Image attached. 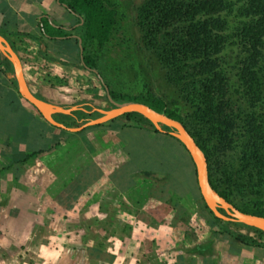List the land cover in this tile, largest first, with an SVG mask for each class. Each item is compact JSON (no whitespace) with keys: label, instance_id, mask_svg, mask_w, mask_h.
I'll list each match as a JSON object with an SVG mask.
<instances>
[{"label":"trees","instance_id":"1","mask_svg":"<svg viewBox=\"0 0 264 264\" xmlns=\"http://www.w3.org/2000/svg\"><path fill=\"white\" fill-rule=\"evenodd\" d=\"M66 5L68 12L78 13L84 21L80 27L83 33L79 34L83 41V54L86 53L83 58L87 65L95 68L94 49L105 46L115 24L113 5L109 0H68ZM59 6L61 9L62 5ZM14 8L19 6L14 5ZM14 8L9 9L7 0H0L2 23L9 18L12 19L10 23L17 25L15 29L5 24L0 28L18 34L31 33L28 27L17 29L19 21L14 19ZM30 10L36 11L32 7ZM234 12L236 21L231 25L228 17ZM136 20L143 41L158 47L160 61L170 68L169 82L180 87L181 98L192 111L182 119L175 111L167 109L162 100L150 94L143 99L136 97L129 100L165 109L167 114L180 121L205 153L212 187L243 213L264 218V201L252 207L237 206L231 201L233 194L240 199L252 200L264 190V0H147L138 10ZM49 33L45 30L46 35ZM228 47H235L240 52L235 75L238 88H233L223 65V54ZM51 49L64 56H73L79 51L76 39L54 41ZM0 67L14 79V72L1 54ZM2 70L0 177L4 178L8 171L18 181L24 166L53 152L66 133L60 131L59 135H54L56 129L39 121L27 104V108H23L7 97L14 90V85ZM232 92L243 94L248 100L247 106L237 105ZM111 95L115 99L126 98ZM83 106V109L70 115H59L80 119L99 114L93 106ZM108 109H112L110 104ZM102 128L116 131L128 157L124 166L108 176L118 191L128 192L135 180L146 178L150 173L164 175V180L154 181L148 197L173 203L182 213L185 208L180 198L189 195L209 227L211 239L229 245L230 252L239 254L237 240L218 226L204 205L197 189L193 163L174 138L154 131L161 156V159L155 160L140 143L142 127L100 126L77 134L88 150L93 151L86 134ZM22 144L29 153L19 150ZM211 144L214 146L210 147ZM87 168L55 193L53 201L62 210H72L89 186L100 178L101 173L93 169L95 167ZM104 189L99 190V194ZM251 231L256 237L242 236L258 244L252 247V257L264 262V244L261 243L264 233ZM98 264L106 263L99 261Z\"/></svg>","mask_w":264,"mask_h":264},{"label":"rangeland","instance_id":"2","mask_svg":"<svg viewBox=\"0 0 264 264\" xmlns=\"http://www.w3.org/2000/svg\"><path fill=\"white\" fill-rule=\"evenodd\" d=\"M109 1L115 11V24L105 46L94 49L97 64L95 68L106 82L109 91L125 96V99L136 97L143 99L150 94L162 100L167 109L175 111L180 118L184 119L192 109L181 98L180 87L169 82L170 68L160 61L157 55L158 47L149 46L143 41L142 33L137 25L138 10L147 0ZM63 2L65 3L55 0L56 5H52V9L59 8V5L64 7L68 0ZM66 16L67 19L62 18V23L67 26L78 23L74 16L69 14ZM233 16L235 12L228 17L231 25L236 21ZM45 18L48 19L46 16L41 18L42 24L38 19L40 28L44 26L45 30L58 36L67 35L65 31L53 32L55 29L49 19L46 21ZM1 25H3L2 19H0ZM80 33L83 32L80 27H77L73 34L79 36ZM42 39L45 40V36ZM239 53L235 47H228L223 54V65L233 88H238L235 75ZM42 55L50 58L51 61L55 59L54 53L46 50H43ZM83 55L86 57V53H82ZM71 57L77 60L73 67L79 68L81 65L79 57L76 54ZM36 61L39 71L47 72V76L43 78L45 85L49 87L70 85L64 77L54 75L46 63L39 59ZM72 75L78 83L84 81L81 75L76 73ZM82 75L87 76L86 83H91L93 86L86 92L88 96L94 95L89 100L92 105L95 106L96 103L102 107H109L106 101L101 100L105 93L100 91L95 78L92 76L93 80L89 74ZM79 86H76V92H67V95L76 94L78 100H82L80 95L84 94L82 91L88 88L81 90ZM232 93L233 101L237 105L247 106L248 100L242 96L243 94ZM148 135L145 134V136ZM145 136L140 137L141 144L150 149L155 160L161 159L155 135L151 136L154 139L149 143L145 141ZM108 143L105 142L102 147H110ZM213 146V144L210 145V147ZM105 156V153L101 157L96 154L90 157L91 162H80L73 166L66 163L67 166L64 165L65 167H62L60 171L71 178L76 177L87 167L89 169L92 158H95L96 161L103 159L106 162H102L93 169L98 171L101 168L109 175L114 171L113 163H110ZM52 160L49 156L45 163L41 161L37 164L34 161L32 169H25L29 181L32 180V182L28 181V184L31 183L30 191H33L35 195L44 191L43 186L53 184L52 176L55 174L54 171L51 172V167L48 168V165L53 164ZM102 183L105 189L100 194H95V200L103 195L107 196L108 201L111 202L107 208L100 211L96 205H86L83 200L84 203L76 210L67 213L57 208L52 209L51 199L46 198L45 213L38 221L39 225H34L25 243L16 246L8 244V230H4L8 226L5 220L6 215L0 213V264H98L99 261L106 264H220L224 261L227 264H264L252 257V247L257 244L251 242L249 238L235 236L239 254L230 252L229 245L212 240L209 227L200 215L195 201L189 195L184 196L183 199L180 198L185 211L179 213L173 203L148 197L147 193L154 184V180L148 176L135 180L132 188L126 193L116 191L112 184L106 181L99 182L97 188L102 189ZM4 185L3 188L8 190L7 184ZM263 192L252 200L240 199L233 194L231 201L237 206L252 207L264 201ZM241 235L255 236L251 230ZM261 243L264 244V238Z\"/></svg>","mask_w":264,"mask_h":264},{"label":"water","instance_id":"3","mask_svg":"<svg viewBox=\"0 0 264 264\" xmlns=\"http://www.w3.org/2000/svg\"><path fill=\"white\" fill-rule=\"evenodd\" d=\"M64 7L67 8V5H64ZM70 13L79 19L80 22L75 27L64 26L62 30L66 32H72L76 27H81L84 23L78 13ZM47 18L49 19V17ZM51 24L55 29L60 28V26ZM45 38V40L29 39L34 42L32 44L16 33L0 29V54L4 57L8 67L14 72V79L9 77L1 68L0 70L13 83L14 90L19 98L29 106L38 120L58 131H64L71 135L80 134L94 127L128 125L142 127L144 130L157 131L170 136L189 155L194 166L199 195L218 226L234 238L235 236H242L241 234L248 230H257L264 233L263 217L243 213L220 196L218 191L212 187L205 153L180 121L167 114L165 109L159 110L149 104L135 100L115 99L98 70L84 62L82 56L83 41L80 36L75 34L68 36L45 35ZM69 39L77 40L79 54L76 53V55L79 57L81 65L79 68H70L65 65L64 69L79 75H92L99 84L100 91L105 93L106 100L112 106V109L104 110L98 115L90 114L80 119H67L57 113L52 100L44 89L45 84L40 75L36 59L41 60L48 66L57 62L64 65L62 61H56L55 59L51 61L50 58L43 56V51L40 52V50L54 53L53 57H71L64 56L51 49L54 41ZM147 176L158 182L165 178L164 175L154 173H150Z\"/></svg>","mask_w":264,"mask_h":264},{"label":"crops","instance_id":"4","mask_svg":"<svg viewBox=\"0 0 264 264\" xmlns=\"http://www.w3.org/2000/svg\"><path fill=\"white\" fill-rule=\"evenodd\" d=\"M14 1L16 3L20 1V3L14 4L13 3ZM7 2H8V7L11 10H13L14 5L19 6V8L17 9L14 8V11H13V15L15 16L14 17L15 21L17 22L19 21V24H20L19 25L17 23L18 24L17 29L21 27L22 28L28 27L29 29H31V33H27V34L16 33L20 37L26 38V41L28 43L34 44V42H31L29 40V39H32L33 36H38L37 37L38 39L43 40L42 38L44 36L41 33L42 30L39 24L37 23L38 19L41 20L43 16L49 17V19H51L50 23H53L54 25L63 26V27L67 26L65 23H62V18L67 19L66 15H68L69 13L64 11V9L62 8L52 9V5H54L53 0H7ZM30 7H32L36 11L32 12L30 10ZM50 9H51V12H50ZM10 20L12 19H9V18L5 19L3 21V24L8 25L7 27H9L10 29H15L17 25L13 24L14 22L10 23ZM1 29L7 32H11L10 30L8 31L6 28H1ZM55 30H58V29H55ZM42 51L43 50H40V52ZM55 60L62 61L64 65L57 62L53 65H50V71H52L53 74L56 76L64 77L67 83H69L70 85L68 87L66 85H63V86L59 85L56 87H49L47 85L44 86V89L48 93L53 104L57 106H61L63 108L67 107L65 109L76 107L77 110L83 109L82 108L84 107L83 105L93 106L92 103L89 101L92 99L91 96L93 94L91 96H88V94H86V92H88L89 89L93 88L91 83L89 84L86 83L87 76L81 75V78L84 81H81L80 83H78L75 77H73L72 73L64 69L65 65L70 68L73 67V65L77 63V60L74 59V57H62V56L55 57ZM40 75L42 76V78H44L45 76H47V72L41 71ZM89 76L92 78V75H89ZM79 84L81 86H79ZM76 86H79L78 88H80L81 90L88 88V90L82 91L84 92V94L80 95L82 97V100H78V96L76 94L67 95V92H71V91L76 92V89H77ZM15 92H16L15 90H11L10 93L7 94V97L9 96L11 99L16 101L19 105H21L23 108H27L26 104L19 98L18 94H16ZM76 100H78V102ZM101 100L106 101L104 99V96H102ZM106 103L108 104L107 101ZM93 107L96 108L95 110H98V109L107 110L108 108V106L102 107L100 105H97L96 103H95V106ZM146 133L149 135L145 136ZM53 134L59 135L60 131L55 130ZM153 135H154V132L149 131V130H143L141 134L142 137L145 136L146 139L149 138L147 139L148 141L145 139V141L148 143L154 139L153 137H151ZM85 137L89 141L93 151L88 150V148L83 143L82 138H80V136L71 135V134L66 133L65 135L61 137L59 144L55 147L53 152L49 154H45L44 156L40 158L33 159L30 163L26 164L24 166L23 172L18 181H16L12 177L11 172H8V171L6 172V176L4 178L0 177V213L1 214L4 213L6 215L5 220L8 223V226L6 227V229L4 228V226L3 228L4 230H8V244H10L11 246L12 245L16 246L17 244L19 245L27 241V238L29 237V233L32 232L34 225H39L38 221L42 219V216L45 213V206H46L45 199L46 198L51 199V202L53 205L52 209L57 208V209L62 210V208L59 207L53 201V198L56 192H58L63 186H65L67 183H69L73 179L69 177L68 175H66L65 173H62L60 171L62 167L67 166L65 165L66 163L67 164L69 163L68 165L70 166L72 164L73 166V165H76V163L86 162V161L89 162L90 157L95 156L96 154L101 157L102 154L104 153L106 154L105 157L108 158L110 163H113L112 165H113L114 170L117 168H121L127 163L128 157L123 152V145L121 141L117 138L116 131L106 129V128L96 129L94 131L87 133ZM106 140H110L111 142L108 143ZM105 142L108 143L110 147L109 146L102 147V145ZM141 145L145 148V150H147L151 154V152L149 151L150 150L149 148L147 149L143 144ZM159 147L160 146L158 144V147H157L158 150H159ZM19 150L25 153H29L27 151V147L24 144L19 146ZM49 156L53 159L52 160L53 164L51 166L48 165V168L51 167L50 168L51 172L54 171V174H55V176L54 175L52 176L53 184H51L50 186H43L42 188L44 191L35 195L34 193H32L33 191H30L31 183L30 184L28 183L32 182V180L29 181L28 176H27L28 174L26 173L25 169L33 167L32 163L34 161H36L37 164L38 162L40 163L41 161L45 163ZM92 160H93L92 165H90L89 167L91 166L97 167V165H100L102 162L103 163L106 162L103 159L96 161L95 158H92ZM47 164H48V161H47ZM98 171L102 172L100 178L96 182H94V184L89 186L88 190L78 199L73 209L69 211H65V210H62V211L70 213L76 210L82 203H84L83 200H85L86 205H89V206L96 205L98 210L100 209L104 210L105 208H107L108 205H110L111 202L108 201V198L105 195H103L100 199L95 200V194H98L99 193L98 191L101 190L100 187H98L100 189L97 188V186L99 185V182L106 181V182L111 183V181H109L108 179V176H109L108 174L103 172L101 168L98 169ZM4 184H7L8 190H6V188H3L5 186ZM101 186H103V183ZM105 186L108 187V185H105ZM48 192L50 194H48ZM49 195H51V197ZM7 223L5 225H7Z\"/></svg>","mask_w":264,"mask_h":264},{"label":"bare ground","instance_id":"5","mask_svg":"<svg viewBox=\"0 0 264 264\" xmlns=\"http://www.w3.org/2000/svg\"><path fill=\"white\" fill-rule=\"evenodd\" d=\"M54 105V104H53ZM56 111L58 114H63V115H70L72 114V112L76 111L77 108L76 107H72V108H68V109H65L61 106H57V105H54ZM99 114L102 113L104 110H96Z\"/></svg>","mask_w":264,"mask_h":264},{"label":"flooded vegetation","instance_id":"6","mask_svg":"<svg viewBox=\"0 0 264 264\" xmlns=\"http://www.w3.org/2000/svg\"><path fill=\"white\" fill-rule=\"evenodd\" d=\"M62 8L64 9V11H69L68 8H65V7H62ZM69 14L71 15L70 12H69ZM75 18H76V17H75ZM46 20H48V19H46ZM76 20H78V19L76 18ZM49 22H50V21H49ZM76 25H78V23L75 24L74 26H71V27H75ZM62 28H63V26H60V28H59L58 30H55V32L63 33L64 30H62ZM76 28H77V27H76ZM76 28H75L72 32H66V31H65L67 35H64V36H68V35L73 34V33L75 32ZM41 30H42V32H41L42 35L45 36L46 34H45V29L43 28V26H42ZM50 35H54V34L51 32ZM55 35H56V34H55ZM56 36H58V35H56Z\"/></svg>","mask_w":264,"mask_h":264}]
</instances>
